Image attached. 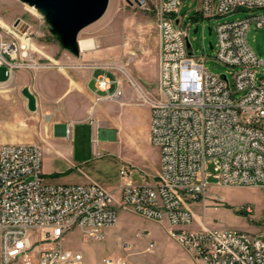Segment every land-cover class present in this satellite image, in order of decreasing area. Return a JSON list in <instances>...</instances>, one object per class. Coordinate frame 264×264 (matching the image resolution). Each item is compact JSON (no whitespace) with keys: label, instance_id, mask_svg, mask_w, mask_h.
<instances>
[{"label":"built area","instance_id":"obj_1","mask_svg":"<svg viewBox=\"0 0 264 264\" xmlns=\"http://www.w3.org/2000/svg\"><path fill=\"white\" fill-rule=\"evenodd\" d=\"M182 3L158 0L154 7L158 94L150 103V142L160 151V168L153 181L135 180V167L126 162L116 190L95 181L51 183L43 172L39 143H0V264L84 261L81 251L64 246L67 233L78 228L86 241L105 240L118 206L169 222V236L187 254L171 264H264V235L209 226L197 219L193 207L208 194L210 177L220 186H264V75L257 77L254 69L264 59L247 39L252 23L264 26V14L215 26V58L231 68L232 81L228 73L207 69L204 55L193 54L188 46L192 24L185 20L187 14L180 15ZM241 9H264V0H200L196 18ZM43 66L48 64L35 55L28 25L0 23V84L12 81L19 70ZM108 67H95L103 71L94 77L96 87L106 93L97 100L123 95ZM77 122H67V134ZM163 208H170V215H163ZM157 245L152 240L146 250ZM113 261L136 264L124 255L102 259L103 264Z\"/></svg>","mask_w":264,"mask_h":264},{"label":"rangeland","instance_id":"obj_2","mask_svg":"<svg viewBox=\"0 0 264 264\" xmlns=\"http://www.w3.org/2000/svg\"><path fill=\"white\" fill-rule=\"evenodd\" d=\"M157 1L145 0L144 5H136L127 0H110L103 16L83 28L79 34V38H94L97 44L94 49L81 50L79 55L86 57L85 64L91 69L100 64L108 65V69L116 72L110 71L109 75L113 79L118 77L124 93L127 90L134 92L130 100L135 103L125 108L124 122L117 134L118 141L110 145V152L98 149L90 164L98 179L113 184L119 182L120 167L126 162L135 167L134 177L137 181H145L143 173L150 177L146 175V181H153L156 172V154L159 150L148 141L146 127L148 104L158 94L159 32L154 12ZM199 3L200 0H183L180 9V15L187 14L189 17L186 16L185 20L192 24L189 35L192 52L195 56L204 55L205 66L211 72L228 73L233 81L231 68L219 62L215 58V48L210 47V42L213 45L217 42L215 26L220 22L264 14V9H241L230 14L196 18ZM17 21H24L28 25L33 51L48 66L19 70L18 76L12 81L0 84V143L18 142L17 139L41 141L39 139L43 129L58 104L50 100V86L37 84L35 73L49 72L60 66L52 58L54 48L59 47L61 51L72 53L63 47L58 36L52 32V27L41 10L21 0H0V23L11 27ZM197 25L198 31L194 32ZM209 27L212 28V33L209 32ZM247 39L257 56L264 59V26L257 27L256 23H252ZM254 69L257 77L264 75V65ZM22 71L31 74L29 82L18 79ZM101 72L103 71L96 70L95 76ZM25 86L39 95L43 91L45 95L44 101L38 103L35 111H30L27 106V99L22 93ZM68 90L65 85L64 94ZM243 94L244 92H240L237 96ZM124 96L113 97V100L92 98L87 114L71 120H93L94 109L99 103L110 100L114 103ZM132 111L139 112L141 119L137 120L130 113ZM16 125L23 127V131L13 128ZM76 125L77 141L87 145L91 137L89 123L78 122ZM42 153L44 169V165L52 164V160L44 148ZM46 181L55 182L48 176ZM209 181L211 186L208 194L201 201L193 203L198 220L209 226L264 235V186H220L213 177ZM248 206L251 211L247 210ZM117 214V223L107 228L105 240L86 241L78 228L67 233L64 246L84 254V261L80 264H103L105 255L128 256L136 264H171L181 260L179 244L169 236L170 225L166 221L147 218L121 206L117 207ZM143 231L146 235L142 236L139 233ZM152 240L157 242V247L146 250Z\"/></svg>","mask_w":264,"mask_h":264},{"label":"crops","instance_id":"obj_3","mask_svg":"<svg viewBox=\"0 0 264 264\" xmlns=\"http://www.w3.org/2000/svg\"><path fill=\"white\" fill-rule=\"evenodd\" d=\"M52 53V58L56 61L55 64L60 66L49 72L42 71L35 73V79L38 85L46 84L51 87L50 100L53 103L58 104L57 108L47 121L46 127L41 134V139H39L41 140L40 142H38V140L22 139H17L16 141L39 143L42 148H44L46 154L51 158L52 164L46 163L43 172L46 179L48 176L55 181L51 183L75 184L95 181L102 184L108 190H116L119 182L113 184V182L98 179L94 171L90 168V164L94 160V155L98 149L110 152V148H112L110 145L118 141L117 134L119 128L122 126V122H124L123 113L125 108L128 105L135 103L130 100L133 97L134 92L131 93V91L127 90V93H124L123 90V96L126 95L122 99H117L113 103V99L111 98L112 100L108 102L104 101L96 106V109H94L95 119L80 121L86 122L87 124L89 123L91 128L89 142L87 145H84L83 142L77 141L75 131L77 126L76 123L70 134H67L66 132V124L74 117H83L86 115L91 108L92 98L97 99L98 95L106 94L105 92L98 90L96 87L94 77L95 71L98 69L89 68L87 64H85L86 57L82 54L76 55L74 53L64 52L61 51L59 47L54 48ZM65 68L69 70H65ZM30 77V73L22 71L18 79L20 81L29 82ZM65 85H67L69 90L64 94ZM115 88L116 85L114 84L111 91ZM35 95L37 97V105L44 101L45 95L43 94V91L40 95L37 93H35ZM148 105L146 137L150 142L151 105ZM130 113L135 115L137 120L141 119L139 112L132 111ZM143 122L145 121L143 120ZM13 128L23 131V127H20V125L13 126ZM94 137L97 138L96 141H94ZM156 155L158 163L156 172L153 176L157 174L160 168V151ZM146 175L149 177L148 174L143 173L145 181L147 180ZM166 222L169 224L168 221ZM178 249L179 254L181 255V260L187 257V254L181 245H178Z\"/></svg>","mask_w":264,"mask_h":264},{"label":"water","instance_id":"obj_4","mask_svg":"<svg viewBox=\"0 0 264 264\" xmlns=\"http://www.w3.org/2000/svg\"><path fill=\"white\" fill-rule=\"evenodd\" d=\"M30 6L38 8L45 15L52 27V32L58 36L63 47L79 55V34L83 28L95 22L106 12L110 0H21ZM198 27L194 28V32ZM212 33V28L209 27ZM188 46L191 47L190 41ZM210 47L213 48L212 42ZM27 99L30 111L37 109L35 93L25 86L22 89Z\"/></svg>","mask_w":264,"mask_h":264},{"label":"bare ground","instance_id":"obj_5","mask_svg":"<svg viewBox=\"0 0 264 264\" xmlns=\"http://www.w3.org/2000/svg\"><path fill=\"white\" fill-rule=\"evenodd\" d=\"M79 47L83 50H91L97 47L96 41L92 37L88 38H79ZM140 213V211H136ZM163 215H170V208H163ZM118 214L115 212V216H112V226L117 223ZM82 261H77L76 264H80ZM34 264H49L48 260H39ZM111 264H126L122 263V261H113Z\"/></svg>","mask_w":264,"mask_h":264}]
</instances>
